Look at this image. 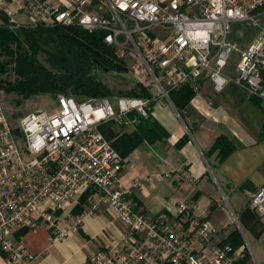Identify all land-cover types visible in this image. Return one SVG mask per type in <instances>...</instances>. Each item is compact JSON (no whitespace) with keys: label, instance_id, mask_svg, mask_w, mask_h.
<instances>
[{"label":"built area","instance_id":"2783aa9c","mask_svg":"<svg viewBox=\"0 0 264 264\" xmlns=\"http://www.w3.org/2000/svg\"><path fill=\"white\" fill-rule=\"evenodd\" d=\"M262 16L264 0H0V26L11 31L78 27L102 34L109 61L148 93L81 100L58 94L55 111L28 113L16 125L0 99V251L6 264L30 259L14 244L13 231L40 222L60 232L55 212L71 210L84 196L82 213L67 216L73 227L107 208L124 230L87 264H238L241 254L220 240L207 219L190 217L189 205L178 204L176 217L136 210L119 181L125 161L100 127L128 123L131 112L146 117L149 100H169L170 92L197 94L204 79L216 93L232 82L246 97L264 102ZM234 22L259 28L245 51L228 39ZM233 52L239 53L235 76H225ZM249 206L264 215V187Z\"/></svg>","mask_w":264,"mask_h":264},{"label":"crops","instance_id":"0c3cea01","mask_svg":"<svg viewBox=\"0 0 264 264\" xmlns=\"http://www.w3.org/2000/svg\"><path fill=\"white\" fill-rule=\"evenodd\" d=\"M226 85L219 99L204 79L190 100L180 94L149 100L146 117L131 112L128 123H113L116 134L133 130L130 121L137 118H149L162 130L125 157L119 181L136 210L149 217H176L178 204H187L190 217L207 219L220 240L241 254L238 264H264V215L249 206L251 196L264 187V102L235 89L229 93ZM220 137L228 144L215 147ZM86 203L84 196L71 210L55 212L60 232L40 222L13 231L14 244L30 255L25 264H87L90 256L123 234L107 208L84 216L73 227L67 216L81 214ZM6 259L0 251V264Z\"/></svg>","mask_w":264,"mask_h":264},{"label":"trees","instance_id":"16d2710c","mask_svg":"<svg viewBox=\"0 0 264 264\" xmlns=\"http://www.w3.org/2000/svg\"><path fill=\"white\" fill-rule=\"evenodd\" d=\"M42 52L46 55L49 68L44 67L36 59ZM108 48L102 43V34H89L78 27L56 28H20L11 31L6 26H0V56L16 57L14 73L17 76L14 83H4L0 80V90L14 93L21 99L39 94H72L90 98H106L112 96V91L90 74L93 67L107 73H124L126 70L109 61ZM7 63L0 62V73H7ZM190 100L194 93L186 88L169 93L174 99ZM138 97H147L148 93L141 90ZM137 121V122H136ZM134 129L122 134H116L110 123L100 127L103 136L111 141L112 147L120 158L127 155L143 140L157 137L162 131L159 124L149 118H137ZM228 144L225 137H220L215 147ZM226 153V150L221 149Z\"/></svg>","mask_w":264,"mask_h":264},{"label":"rangeland","instance_id":"374dc122","mask_svg":"<svg viewBox=\"0 0 264 264\" xmlns=\"http://www.w3.org/2000/svg\"><path fill=\"white\" fill-rule=\"evenodd\" d=\"M260 20L262 21L261 26H264V16L260 17ZM258 33L259 28L250 22H234L230 26L228 39L231 43H234L239 50L245 51L251 44L254 43ZM15 58L16 57L10 59L0 56V62H8L6 65V68L8 70L7 73H0V80L4 81V83L1 84L2 87H4L5 83H14L17 78L14 73V68L17 65ZM35 59L44 67L49 68V65L46 62V55H44V53L39 52L36 55ZM238 61L239 53L233 52L229 56L227 65L223 70L225 76H235ZM90 74L98 82H101L102 84L106 85L112 91V96H109L107 98H138L137 94L141 91L136 87L132 76L128 72L107 73L102 71L101 69L93 67L90 70ZM234 89L236 93H240L242 96L244 95L241 90L238 89L232 82H229L228 85H226L225 87V90H228L229 93L234 92ZM212 94L213 97L219 99L223 97V92L216 93L213 91ZM57 95L58 94L47 93L33 95L29 98L21 99L14 93H6L3 89L0 90V99L6 110L8 118L13 125H16V123L28 113L34 111H44L47 113H52L53 111H55L57 108ZM67 95L74 96L77 100H81L82 98H90L75 96L70 93ZM108 123H110L111 126H114L116 122L109 121Z\"/></svg>","mask_w":264,"mask_h":264},{"label":"water","instance_id":"95a60500","mask_svg":"<svg viewBox=\"0 0 264 264\" xmlns=\"http://www.w3.org/2000/svg\"><path fill=\"white\" fill-rule=\"evenodd\" d=\"M106 72V71H105Z\"/></svg>","mask_w":264,"mask_h":264}]
</instances>
